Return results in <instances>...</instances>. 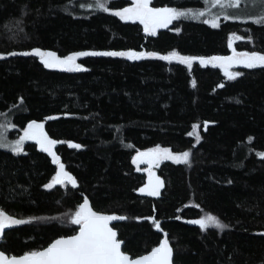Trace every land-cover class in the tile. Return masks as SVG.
<instances>
[{"label":"trees","instance_id":"trees-1","mask_svg":"<svg viewBox=\"0 0 264 264\" xmlns=\"http://www.w3.org/2000/svg\"><path fill=\"white\" fill-rule=\"evenodd\" d=\"M130 2L0 0V113L15 130L41 122L58 157L52 163L39 141L22 152L0 148V211L29 221L4 231L0 251L32 252L74 233L70 218L87 199L95 211L125 217L111 227L131 257L158 245L162 231L172 264H264V67H241L229 79L216 66L159 59L226 54L230 35L237 50L264 54V23L178 18L152 35L112 12ZM203 4L150 0L156 8ZM35 49L60 59L145 56H77L82 70L68 71L22 54ZM152 147L187 151L189 162L160 161L148 177L135 165ZM58 164L75 187L54 183ZM157 178L159 194L147 195ZM208 214L228 227L191 223Z\"/></svg>","mask_w":264,"mask_h":264},{"label":"snow or ice","instance_id":"snow-or-ice-1","mask_svg":"<svg viewBox=\"0 0 264 264\" xmlns=\"http://www.w3.org/2000/svg\"><path fill=\"white\" fill-rule=\"evenodd\" d=\"M99 2V0H98ZM220 3V0H216ZM240 0H234V5L238 6ZM105 11L107 7L105 4L101 3ZM117 16L121 19L132 18L137 19L144 25L146 32L155 35V30L158 27H166L173 20L184 16L185 13L179 12L175 9L164 8L155 9L150 7V0H134V7L125 8L122 12H115ZM203 15V13H200ZM208 21H205L207 23ZM257 23H264V16H262ZM212 27H217L215 21L212 22ZM238 39L239 37H233ZM23 55H35L41 59L45 67L66 68L68 71H79L82 70L79 65L74 63L77 56L84 55H98V56H126L128 59H142L144 58V53L136 52H90V53H78L75 55H70L66 58L60 59L52 52H44L40 49H35L31 53H22ZM16 55V53H12ZM149 56H155L154 53L147 54ZM159 59L172 60L177 59L180 63L188 64L191 67V63L195 59H199L201 64L212 63L215 66L216 60H221L222 62H240L246 68H256L264 67V54L253 52L251 54L245 53L237 61L236 58H218L213 57L206 61L204 58L196 57H183L179 54L173 52L167 56H159ZM236 75H239L237 73ZM229 79H234L233 74L228 73ZM198 126H194L195 128ZM43 125L32 122L28 125V129L24 133V137L16 142L15 151L19 152L21 150V143L23 139H31L37 136L40 137L39 142L44 151L49 152L53 156V161L58 162V157L55 153L51 152V147L57 142L50 140L47 136L40 130H42ZM191 135V133H190ZM199 140V136H196ZM2 146V144H0ZM72 147H79L78 145H71ZM264 158V153L260 154ZM190 153L184 152L179 155H173L169 149H161L157 147L156 149L149 150L148 152L140 153L136 158L137 160L141 158H147L148 163H153L159 159H171L176 163L189 162ZM134 162H136L134 160ZM68 181L73 187L76 186V180L69 175L65 170L63 164L60 165V170L54 178V183L60 184L64 181ZM162 182L157 178L155 183L150 181L149 187L147 189V195L156 196L159 194L160 188L162 187ZM47 187H52V184L47 185ZM144 192L145 189H141ZM123 220L125 217H118L115 215H103L94 212L89 206L87 199L78 207L74 215L70 218V223L79 226L78 234L68 237L60 238L52 242L47 248L39 251H32L25 253L20 257L7 258L4 253L0 252V264H172L173 249L170 247L168 239L165 237L157 247H154L150 253L141 256L136 259L130 258L127 254L123 253L121 250L122 242L117 239V233L109 226V222L113 220ZM26 220H19L6 215L3 211H0V235L3 234L4 230L12 225L28 223ZM191 223L198 224L202 230H206L209 227H215L218 229H224L228 226L219 221L218 218L211 214L205 217L192 221ZM159 228V223L156 224Z\"/></svg>","mask_w":264,"mask_h":264},{"label":"rangeland","instance_id":"rangeland-1","mask_svg":"<svg viewBox=\"0 0 264 264\" xmlns=\"http://www.w3.org/2000/svg\"><path fill=\"white\" fill-rule=\"evenodd\" d=\"M130 1L131 2L128 5H125L119 9H115L112 12L113 13L122 12L125 8L134 7V0H130ZM202 1L204 3L203 6L193 7V8H170V7H158V8H156V7H153L151 5H150V7L155 8V9H164V8L175 9L179 12L185 13L184 16H180L179 18L203 19L205 21H208L211 24L213 21H215L217 23L219 18L227 19V20H245V19H249V18L258 19V18H261L262 16H264V0H240V3L238 6L234 5V0H220V3H217L216 0H202ZM200 13H203V15H200ZM117 17L122 21L137 22L141 25L142 29L145 31L144 25L142 23H140L139 20L132 19V18L121 19L120 16H117ZM162 28H165V27H158V28H156L155 32L159 29H162ZM233 37H236V36L230 35L227 39V43H226L227 53L226 54L211 55V56H196V58H204L206 61H208L213 57H218V58L233 57V58H236L238 61L239 58L242 57L243 54L253 53V52H244V51L237 50L233 44L234 40H235V38H233ZM180 56L191 57V56H187V55H180ZM172 60L179 62V60H177V59H172ZM193 61H196L201 66H204V65L213 66L212 63L201 64L199 59H195ZM214 63H215V66L221 70L222 74L226 78H229L228 73L233 74L234 76H237L236 74L238 73V69L241 67H245L243 65V63H240V62H222L221 60H216ZM182 64L189 68L188 64H184V63H182ZM32 122H34V121H32ZM32 122L27 123L26 126L20 130H15V126L12 124V122L9 121L3 115V113H0V144H2V146H0V148L5 149V150H9V151H13V152H17L14 150L16 142L21 140L22 137H24V133L28 129V125L31 124ZM35 123L42 124L41 122H35ZM40 131H42V130H40ZM39 140H40L39 136H37L35 138H31V139H27V138L23 139V141L20 145L21 150L19 152L23 151V147H24V144L26 142L39 141ZM156 148L157 147H152V148L145 150L144 152H148L149 150H153ZM159 148L165 149V147H159ZM166 149H168V148H166ZM144 152H141V153H144ZM170 152L173 155H179V154H182V153L187 152V151H181V152L170 151ZM138 154H140V153H138ZM163 160H168V161L174 162L171 159H162L161 158L158 161L153 162L151 164L148 163L147 161H144V162H142V165H140L139 167H138L139 162H137V164L135 166L138 168H143V170L145 172H147L148 177H151V176H154V173H155L154 168H152L153 165H156L157 163H159L160 161H163ZM146 166H150V167L146 168ZM150 168H152V169L150 170ZM205 216H203V217H205Z\"/></svg>","mask_w":264,"mask_h":264},{"label":"water","instance_id":"water-1","mask_svg":"<svg viewBox=\"0 0 264 264\" xmlns=\"http://www.w3.org/2000/svg\"><path fill=\"white\" fill-rule=\"evenodd\" d=\"M40 147H41V145H40ZM42 148V147H41ZM46 152V151H45ZM51 152H53V153H55L54 151H53V146L51 147ZM47 154L49 155V158H50V160H51V162L52 163H55L54 161H53V156L52 155H50V153L49 152H47ZM56 155V154H55ZM56 157H57V155H56ZM57 170H56V175H57V173L59 172V170H60V165L58 164L57 166ZM69 174V173H68ZM56 175H55V177H56ZM70 175V174H69ZM66 181V180H65ZM85 200V199H84ZM84 200L81 202V204L84 202ZM80 204V205H81ZM90 206V205H89ZM92 209V208H91ZM93 210V209H92ZM94 212H96V213H98V214H103V215H113V214H110V213H106V212H98V211H95V210H93ZM112 222L113 221H110L109 222V226L111 227V224H112ZM195 224V223H194ZM114 230V229H113ZM155 230H157V231H159L160 232V230H158L157 229V227H155ZM78 231H79V226L77 227V229L74 231V233H72V234H70V235H67V236H59V237H56V238H54V239H52L47 245H45L44 247H42V248H39V249H37V250H34V251H39V250H43V249H45V248H47L52 242H54L55 240H57V239H60V238H68V237H71V236H74V235H76V234H78ZM115 231V230H114ZM161 233H162V238H161V240H160V242L163 240V239H165V234H164V232H162L161 231ZM1 236V235H0ZM118 239V238H117ZM119 241H121L122 242V240H120V239H118ZM122 245V244H121ZM159 245V244H158ZM158 245H156V246H154V247H157ZM154 247H152L150 250H148V251H146V252H144V253H142V254H140V255H137V256H134V257H131L129 254H127V253H125V252H123V253H125V254H127L130 258H132V259H136V258H139V257H141V256H144V255H147L148 253H150L151 252V250L154 248ZM0 252H2V251H0ZM3 253V252H2ZM26 253H29V252H26ZM25 253H22V254H19V255H11V256H7L5 253H4V255L7 257V258H11V257H20V256H23Z\"/></svg>","mask_w":264,"mask_h":264},{"label":"flooded vegetation","instance_id":"flooded-vegetation-1","mask_svg":"<svg viewBox=\"0 0 264 264\" xmlns=\"http://www.w3.org/2000/svg\"><path fill=\"white\" fill-rule=\"evenodd\" d=\"M144 161H147V159H143V158L139 159L138 162H140V164L138 163V164H139L138 167H139V166L141 165V163L144 162ZM146 167H149V166H146ZM6 229H7V228H6ZM6 229H5V230H6ZM5 230H4V231H5ZM3 233H4V232H3ZM2 236H3V234L0 236V241H1V239H2ZM3 253H4V252H3ZM6 255H7V254H6ZM7 256H11V255H7Z\"/></svg>","mask_w":264,"mask_h":264}]
</instances>
